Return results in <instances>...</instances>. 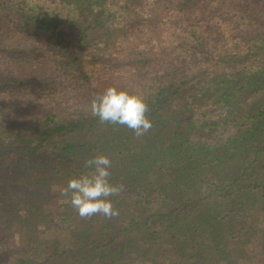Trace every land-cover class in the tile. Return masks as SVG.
<instances>
[{"label": "trees", "instance_id": "16d2710c", "mask_svg": "<svg viewBox=\"0 0 264 264\" xmlns=\"http://www.w3.org/2000/svg\"><path fill=\"white\" fill-rule=\"evenodd\" d=\"M109 85L147 134L91 116ZM0 112L5 264H264V0H0ZM97 153L120 214L81 219L60 193Z\"/></svg>", "mask_w": 264, "mask_h": 264}, {"label": "clouds", "instance_id": "9594fccd", "mask_svg": "<svg viewBox=\"0 0 264 264\" xmlns=\"http://www.w3.org/2000/svg\"><path fill=\"white\" fill-rule=\"evenodd\" d=\"M88 110L100 124L127 127L137 137H142L152 128L148 117L149 105L144 95L127 88L109 85L90 101ZM111 159L102 153L85 160V171L68 179L61 191L66 203L81 219L102 215L106 219L119 216L111 197L119 196L125 186L111 182Z\"/></svg>", "mask_w": 264, "mask_h": 264}, {"label": "rangeland", "instance_id": "374dc122", "mask_svg": "<svg viewBox=\"0 0 264 264\" xmlns=\"http://www.w3.org/2000/svg\"><path fill=\"white\" fill-rule=\"evenodd\" d=\"M134 1L140 2L142 0H134ZM192 70H193V66L189 61L184 60L183 58L174 57L171 66L168 69H166L163 73L154 75L152 77V80L159 82L162 79V75L177 76L181 74H186ZM60 96L66 97L65 94H62ZM37 100H38L37 98L33 97L30 99V102H36ZM4 112H13V108L12 109L7 108L4 110ZM3 116H4V113L0 115V117H3ZM64 240L66 242L65 237L63 238V241ZM15 246H16L15 244H12V245H7L4 248L0 247V264H5L10 254L18 253V250L15 249L16 248ZM13 262L11 264H14ZM7 264H10V263H7ZM34 264H37V263H34Z\"/></svg>", "mask_w": 264, "mask_h": 264}]
</instances>
